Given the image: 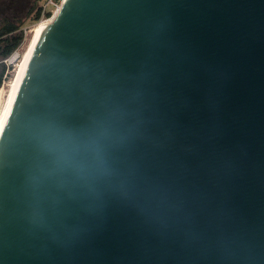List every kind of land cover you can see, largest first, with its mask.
I'll use <instances>...</instances> for the list:
<instances>
[{
	"label": "water",
	"instance_id": "95a60500",
	"mask_svg": "<svg viewBox=\"0 0 264 264\" xmlns=\"http://www.w3.org/2000/svg\"><path fill=\"white\" fill-rule=\"evenodd\" d=\"M0 264H264V0H63L0 136Z\"/></svg>",
	"mask_w": 264,
	"mask_h": 264
},
{
	"label": "bare ground",
	"instance_id": "6f19581e",
	"mask_svg": "<svg viewBox=\"0 0 264 264\" xmlns=\"http://www.w3.org/2000/svg\"><path fill=\"white\" fill-rule=\"evenodd\" d=\"M50 23V21H42L38 23L32 30L31 38L28 40V43L25 47L24 55L22 60L20 61L11 82L8 84L7 89L4 85L3 88L0 89V104L3 100V97L6 96V101L2 112H0V136L3 131V128L6 124L18 91L20 89L21 83L23 81L27 65L30 59V56L34 50V46L36 40L41 34L42 30ZM2 109V108H1ZM0 109V110H1Z\"/></svg>",
	"mask_w": 264,
	"mask_h": 264
},
{
	"label": "rangeland",
	"instance_id": "374dc122",
	"mask_svg": "<svg viewBox=\"0 0 264 264\" xmlns=\"http://www.w3.org/2000/svg\"><path fill=\"white\" fill-rule=\"evenodd\" d=\"M34 3L35 0H0V29L3 28L8 23H14V24L22 23L21 28L26 26H32V28H34L38 23L42 22L41 19L38 21L33 20V16L35 13H31V10L34 6ZM43 3L44 0L39 2L38 8ZM52 9L55 11L56 7H53ZM31 34L32 31L28 35L29 36L28 40L31 38L30 36ZM28 40L26 42V45L28 43ZM13 76H10V78L6 80V83L2 84L0 89L3 88L4 85L6 86L7 89V86L11 82ZM4 100L6 101V96L3 97V100L0 104V109L2 108L0 112H2L4 108L5 105Z\"/></svg>",
	"mask_w": 264,
	"mask_h": 264
},
{
	"label": "built area",
	"instance_id": "2783aa9c",
	"mask_svg": "<svg viewBox=\"0 0 264 264\" xmlns=\"http://www.w3.org/2000/svg\"><path fill=\"white\" fill-rule=\"evenodd\" d=\"M63 0H44V3L40 5L41 8V20L42 21H50L53 16L59 11ZM56 7L55 11L52 9ZM48 13H53L51 17H48ZM32 26H26L21 28V31L24 34V39L21 44L5 59H3L0 63L4 64L5 71L2 77V84L6 83V80L15 74V71L23 58L26 42L28 40V35L32 31Z\"/></svg>",
	"mask_w": 264,
	"mask_h": 264
},
{
	"label": "trees",
	"instance_id": "16d2710c",
	"mask_svg": "<svg viewBox=\"0 0 264 264\" xmlns=\"http://www.w3.org/2000/svg\"><path fill=\"white\" fill-rule=\"evenodd\" d=\"M42 0H35L31 13H35L33 16L34 21L41 19V8H38L39 2ZM51 13H48V17ZM22 23L14 24L8 23L0 29V62L9 56L23 41L24 34L21 31ZM5 66L0 63V87L2 86V77L4 75Z\"/></svg>",
	"mask_w": 264,
	"mask_h": 264
}]
</instances>
